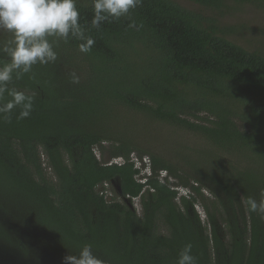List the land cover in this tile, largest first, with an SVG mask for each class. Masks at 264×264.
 <instances>
[{
    "label": "trees",
    "instance_id": "16d2710c",
    "mask_svg": "<svg viewBox=\"0 0 264 264\" xmlns=\"http://www.w3.org/2000/svg\"><path fill=\"white\" fill-rule=\"evenodd\" d=\"M191 1L264 9V0ZM76 4L91 49L49 37L57 60L8 84L33 97V110L25 119L19 109L9 119L0 114V256L63 264L91 244L104 264H176L191 243L198 264H264V220L247 204L264 191V55L173 0H142L99 29L91 26L92 0ZM133 20L137 27H129ZM11 39L0 36V49ZM7 59L0 51V64ZM9 99L5 93L0 105ZM119 107L205 139L202 166L187 171L143 151ZM96 149L122 163H102ZM146 155L151 173L136 167ZM105 183L120 200L106 199ZM176 187L190 192L181 204Z\"/></svg>",
    "mask_w": 264,
    "mask_h": 264
},
{
    "label": "clouds",
    "instance_id": "9594fccd",
    "mask_svg": "<svg viewBox=\"0 0 264 264\" xmlns=\"http://www.w3.org/2000/svg\"><path fill=\"white\" fill-rule=\"evenodd\" d=\"M142 0H92L93 18L91 26L99 29L104 23H111L127 17L140 6ZM129 27H137L133 20ZM0 31L11 35V46L2 51L7 61L0 64V100L5 93L10 99L0 105V114L9 119L15 109H19L17 119L28 118L33 110V97L23 91L12 90L8 84L14 79H22L32 72L33 66L47 65L57 60V53L49 37L67 41L70 37L82 41L81 52H88L95 41L86 35L80 24V12L76 0H0ZM71 82L79 83L76 73H71ZM123 160V158H122ZM113 162L110 161V163ZM142 163V173H151ZM118 164V163H116ZM110 165V164H109ZM143 182V181H140ZM108 184V183H105ZM104 185V184H103ZM102 193H104L102 191ZM260 199L248 197L247 204L251 212L264 220V191ZM193 245L187 243L178 253L176 264H198L192 254ZM63 264H104L93 251L91 244L84 245L77 255H67Z\"/></svg>",
    "mask_w": 264,
    "mask_h": 264
},
{
    "label": "rangeland",
    "instance_id": "374dc122",
    "mask_svg": "<svg viewBox=\"0 0 264 264\" xmlns=\"http://www.w3.org/2000/svg\"><path fill=\"white\" fill-rule=\"evenodd\" d=\"M173 1L185 9L199 14L201 13L207 18V20H214L228 40L249 51L260 52L264 55V9L249 4L240 5L229 3L228 6L222 10H214L205 9L191 0ZM7 34L9 33L0 31L1 37H5ZM118 112L121 117H131L134 126L129 128V137L131 140L137 142V145H139L143 151L162 156L175 165L187 169V171L192 169L195 163L196 166H202L200 160L197 159V155L198 151L206 150L209 147V144L205 139L192 132L157 121H152L150 118L141 114L135 115L132 113L133 115H130V110L123 107H119ZM105 145H107V143ZM95 151L102 163H122L121 157L115 158V160L110 163L112 158L107 152L101 154L99 149H96ZM238 160L245 161L247 160V157L244 156L243 159L239 157ZM137 161L138 159H136V163ZM143 161L146 164L145 168L148 167L150 164L149 156L146 155ZM44 162H46V160H44ZM140 165H142V163H140ZM165 176L166 174L163 173L161 179ZM137 180L144 181V179L138 176ZM171 181L176 182L174 180ZM113 186L114 185L104 184L100 187L102 188L101 191L104 192L103 195L106 199H113L114 197L115 200H120L113 191ZM176 189L179 190V197L176 199V202L181 204L179 198L185 195L189 196L190 192L187 189L183 190L184 188L180 187H176ZM204 194L209 198L211 197L208 190H204ZM241 201L242 200H240V203ZM132 204L137 213L141 216L143 208L140 199H133ZM196 211L201 217L202 223L207 226V214L201 204L196 205ZM239 222L240 224H249L248 220L245 222L239 220ZM220 224L224 226L225 222ZM225 236L226 235H224V237Z\"/></svg>",
    "mask_w": 264,
    "mask_h": 264
},
{
    "label": "water",
    "instance_id": "95a60500",
    "mask_svg": "<svg viewBox=\"0 0 264 264\" xmlns=\"http://www.w3.org/2000/svg\"><path fill=\"white\" fill-rule=\"evenodd\" d=\"M115 186L118 188L119 193H122L121 187L116 184ZM0 264H25V262L13 257L0 256Z\"/></svg>",
    "mask_w": 264,
    "mask_h": 264
},
{
    "label": "built area",
    "instance_id": "2783aa9c",
    "mask_svg": "<svg viewBox=\"0 0 264 264\" xmlns=\"http://www.w3.org/2000/svg\"><path fill=\"white\" fill-rule=\"evenodd\" d=\"M136 167L141 168L140 162L137 161V163H136Z\"/></svg>",
    "mask_w": 264,
    "mask_h": 264
},
{
    "label": "flooded vegetation",
    "instance_id": "af4514ba",
    "mask_svg": "<svg viewBox=\"0 0 264 264\" xmlns=\"http://www.w3.org/2000/svg\"><path fill=\"white\" fill-rule=\"evenodd\" d=\"M166 174V173H165Z\"/></svg>",
    "mask_w": 264,
    "mask_h": 264
}]
</instances>
